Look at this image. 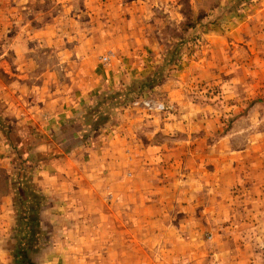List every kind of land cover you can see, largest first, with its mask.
Segmentation results:
<instances>
[{"label": "rangeland", "instance_id": "1", "mask_svg": "<svg viewBox=\"0 0 264 264\" xmlns=\"http://www.w3.org/2000/svg\"><path fill=\"white\" fill-rule=\"evenodd\" d=\"M0 76V197L12 191L16 218L0 264H107L124 243L114 264H226L225 184L264 156V0H4ZM148 100L166 111L135 105ZM61 110L66 126L50 120ZM65 142L83 151L62 200L33 178ZM28 181L43 198L33 240Z\"/></svg>", "mask_w": 264, "mask_h": 264}, {"label": "crops", "instance_id": "2", "mask_svg": "<svg viewBox=\"0 0 264 264\" xmlns=\"http://www.w3.org/2000/svg\"><path fill=\"white\" fill-rule=\"evenodd\" d=\"M4 2V0H0V2ZM29 16V14H28ZM26 19L25 17H23ZM21 30H23L22 33L31 34L32 31L29 30V26L26 24L25 26H22L20 24H17ZM44 30H49V24L44 26ZM42 31V30H41ZM40 35H44V32L38 33ZM22 43L15 44L13 49H17L18 52H23V49L21 48ZM29 63V60L26 61L21 60L20 58L15 63L18 67H22L27 65ZM16 76V75H15ZM0 79H4L3 76H0ZM22 109L19 110V113L23 112ZM30 111L35 112L34 115V121L33 125L37 121H41V117H39L36 114V109L32 108L29 109L26 112V115L30 114ZM18 113V114H19ZM51 116L50 120L55 118V123L58 125H61L63 122L65 123V126L67 125V117L72 115V113L60 111L57 115H55L53 112H49ZM61 115V116H60ZM27 122H32V119L30 117L26 118ZM29 143V142H26ZM74 142H65V145H62L60 148L63 147L65 151L62 150V153L64 154L63 159H56L54 161H45L41 165V170L39 169L36 173V175L33 178V183L37 185L38 189L42 192L48 195L50 194H57L59 193V190H62L61 199L64 200V197H73L69 195L64 196V191L66 188H60L61 181L64 179V174L67 173L66 168L70 167L71 161L75 162L74 168L77 163V157L82 154V149L80 147H76L72 150V153L68 154L66 148L68 150H71V147L73 146ZM7 142H0V167L5 168V147ZM15 145V144H14ZM66 146V147H65ZM19 148V147H18ZM52 151L51 149H49ZM47 151V150H45ZM34 148L31 150H28L27 155L30 157L31 154H33ZM71 152V151H70ZM263 161V162H262ZM49 162L48 164H46ZM258 163L260 164V170L254 171L253 173H244L242 174L238 168L236 167L235 172V180L234 182H229L225 184L227 187L226 192L234 191V195L231 197L230 203L228 202H222L220 209L223 211H228V215L225 216V221L229 225L227 228L226 233L228 234L226 236V241L228 243L231 242V251L226 253L225 260L226 264H264V156L262 157V160H259ZM81 166V165H80ZM70 173L73 175L72 171ZM69 173V174H70ZM231 173V172H230ZM74 179H76V176H74ZM70 188V187H68ZM235 188V189H234ZM75 189V187H74ZM38 190V191H39ZM80 190V189H79ZM131 193V192H130ZM125 195L127 194V190L125 191ZM13 193L12 191H7L5 194H1L0 197V243L1 240H6V232L15 225L16 218H15V212H14V204H13ZM234 200V201H232ZM177 201V200H176ZM61 203V202H60ZM114 205L115 211L120 208V206L117 207V204ZM119 205V204H118ZM122 205V204H121ZM127 205H132L131 203H124L123 204V210H126ZM78 204H76V209ZM68 208L70 206H67ZM128 211V210H126ZM79 215V214H78ZM43 213L41 214V217H44ZM80 216V215H79ZM69 218H71V215H68ZM121 218L119 215L117 216ZM108 217L106 218H100L99 216L94 217V220H97V229L98 233L101 232V226L106 222L108 224V227L113 224L109 228V231L107 233V240L110 241H117L119 242V239L117 238L116 234L113 231V228L115 226V221H117L115 218ZM113 220V221H112ZM113 222V223H111ZM235 232V233H232ZM232 233V234H231ZM5 236V237H3ZM100 239V238H99ZM126 240V237L123 239V241ZM99 243V242H98ZM127 243H124V246L121 250H116L115 247L117 244H115L111 250H107V254H105V259L108 261L107 264H114L115 260L121 255V252H124L125 250L129 249V247H126ZM126 258V257H125Z\"/></svg>", "mask_w": 264, "mask_h": 264}, {"label": "trees", "instance_id": "3", "mask_svg": "<svg viewBox=\"0 0 264 264\" xmlns=\"http://www.w3.org/2000/svg\"><path fill=\"white\" fill-rule=\"evenodd\" d=\"M24 186L27 189L26 194H20L19 196V199H22V201H20L22 205L20 209L22 212L21 219L22 221H27V234L30 236V240H33V238L40 233V213L43 198L42 194L34 188L31 181H28Z\"/></svg>", "mask_w": 264, "mask_h": 264}, {"label": "built area", "instance_id": "4", "mask_svg": "<svg viewBox=\"0 0 264 264\" xmlns=\"http://www.w3.org/2000/svg\"><path fill=\"white\" fill-rule=\"evenodd\" d=\"M141 104V106H143L144 108H146L147 110L150 111H158V112H164L166 111V106L162 103L159 102H153V101H142L140 102H136L135 105H139Z\"/></svg>", "mask_w": 264, "mask_h": 264}]
</instances>
